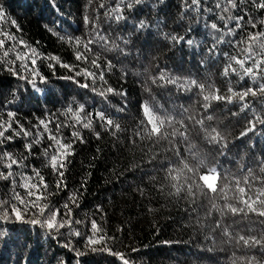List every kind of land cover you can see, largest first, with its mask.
I'll list each match as a JSON object with an SVG mask.
<instances>
[{"label":"trees","instance_id":"16d2710c","mask_svg":"<svg viewBox=\"0 0 264 264\" xmlns=\"http://www.w3.org/2000/svg\"><path fill=\"white\" fill-rule=\"evenodd\" d=\"M0 264H264V0H0Z\"/></svg>","mask_w":264,"mask_h":264},{"label":"rangeland","instance_id":"374dc122","mask_svg":"<svg viewBox=\"0 0 264 264\" xmlns=\"http://www.w3.org/2000/svg\"><path fill=\"white\" fill-rule=\"evenodd\" d=\"M202 180L208 187L213 188L216 182V173L215 172L204 173L202 175Z\"/></svg>","mask_w":264,"mask_h":264}]
</instances>
